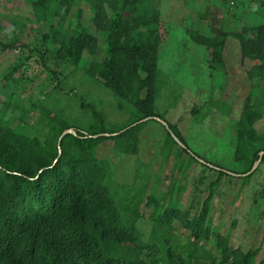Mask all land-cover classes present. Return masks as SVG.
Masks as SVG:
<instances>
[{
  "label": "trees",
  "instance_id": "obj_1",
  "mask_svg": "<svg viewBox=\"0 0 264 264\" xmlns=\"http://www.w3.org/2000/svg\"><path fill=\"white\" fill-rule=\"evenodd\" d=\"M29 2L45 27L41 37L46 48L99 78L137 113L109 129L104 112L95 108L96 120L88 128L45 107L37 124L24 123L23 117L15 123L0 109V264H256L258 250L231 244L230 230L217 227L213 211L225 182L251 181L260 167L244 173L260 157L264 162V128L257 127L264 120V22L215 35L189 30L208 51L211 75L226 79L211 86L207 100H197L190 112L172 119L156 108L162 76L161 0ZM230 36L238 40L242 60L251 62V83L233 121L234 167L226 168L192 145L187 125L208 104L230 114L231 101L221 97L228 81L225 48ZM148 116L165 119L185 146L158 119L140 121ZM150 124L164 132L155 155L142 161V130ZM70 127L77 133L63 136L59 153V137ZM108 146L118 160L103 153ZM121 159L134 165L132 180L124 179ZM158 161L154 175L149 169ZM172 162L181 174L194 163L205 171L195 210L185 208L178 196L185 184L174 181L167 192L158 189V174ZM145 201L152 208L146 218L141 211Z\"/></svg>",
  "mask_w": 264,
  "mask_h": 264
},
{
  "label": "rangeland",
  "instance_id": "obj_2",
  "mask_svg": "<svg viewBox=\"0 0 264 264\" xmlns=\"http://www.w3.org/2000/svg\"><path fill=\"white\" fill-rule=\"evenodd\" d=\"M159 7L162 76L156 108L174 119L190 112L197 100H207L211 86L222 84L226 79L224 74L211 75L208 51L191 38L189 30L215 35L223 30L232 32L258 25L264 22V0H161ZM43 30L45 27L35 17L29 0H0V109L6 112L7 118L17 123L23 117L24 123L37 124L45 107L71 124L88 128L96 120L92 113L95 108L104 112L105 124L112 129L136 116L134 105L115 94L99 78L48 50L41 37ZM3 43L15 46L5 47ZM225 58L228 81L221 97L231 101L230 114L208 104L197 121L187 128L195 148L219 165L233 168L236 133L233 121L239 117L250 89L251 62L242 60L239 42L232 36L226 44ZM257 127L264 128V120ZM163 132L155 124L142 130V161L155 155ZM103 153L119 158L109 146ZM120 161L126 165V173L120 170L119 174L132 180L134 165ZM160 165L158 161L149 170L157 175ZM259 167L247 183L238 178L225 182L215 198L213 218L217 227L230 230L231 244H241L246 250L257 249L255 263L264 264V162ZM204 172L198 163L185 174L175 169L173 162L165 164L157 177L158 189L167 192L174 181L185 184L186 188L178 196L185 208L195 210L204 192ZM210 174L207 172V177ZM141 211L146 218L152 208L145 201Z\"/></svg>",
  "mask_w": 264,
  "mask_h": 264
},
{
  "label": "water",
  "instance_id": "obj_3",
  "mask_svg": "<svg viewBox=\"0 0 264 264\" xmlns=\"http://www.w3.org/2000/svg\"><path fill=\"white\" fill-rule=\"evenodd\" d=\"M151 117L156 118V119H158L159 121H161L163 124H165L166 127H167V128L170 130V132L172 133L173 137L178 141V143H180L181 145L185 146V144H184V143H183V142H182V141H181V140L175 135V133L173 132V130H172L171 127L169 126V123H168L165 119H163V118H161V117H158V116H148V117H145V118L141 119L140 121L148 120V119H150ZM134 124H136V122H135V123H132V125H134ZM130 126H131V125H130ZM124 129H126V128H124ZM124 129H123V130H124ZM69 132H71V133H77V131H76V129H75L74 127L67 128V129H65V130L62 132V134L60 135L59 140H58L59 153L62 152V147H61V141H62V138H63V136H64L65 134H67V133H69ZM117 133H118V132H114V133L106 132L105 134H117ZM97 135H99V134H95V136H97ZM263 154H264V151H261V155H263ZM199 159H200L202 162H206V163H208V164L211 165V166H215V167H217L215 164L206 161L204 158L199 157ZM261 160H262V157H260V158L254 163V165L252 166V168H251L248 172H246V173H244V174H245V175H246V174H250V173H252L253 171H255L256 168H257V167L259 166V164L261 163Z\"/></svg>",
  "mask_w": 264,
  "mask_h": 264
}]
</instances>
